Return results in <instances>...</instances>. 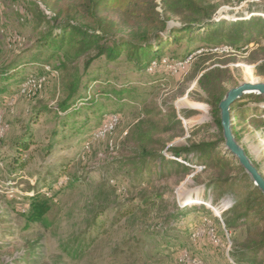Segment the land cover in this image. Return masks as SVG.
<instances>
[{
	"label": "rangeland",
	"instance_id": "1",
	"mask_svg": "<svg viewBox=\"0 0 264 264\" xmlns=\"http://www.w3.org/2000/svg\"><path fill=\"white\" fill-rule=\"evenodd\" d=\"M13 1L0 0V70L11 63L31 64L34 54L29 56L27 52L46 22L40 14H50L45 6L58 11L69 0H35L36 4L31 0ZM215 1L225 3L218 17L232 21L239 16L249 17L248 4L258 2ZM20 6L27 10L29 21L18 20ZM257 6L264 10V0ZM106 16L117 21L116 14ZM179 23L171 20L168 26L178 28ZM132 28L127 25L117 29V33L127 35ZM256 43L212 52L198 49L197 41L189 46L183 43L167 51L160 65L152 64L151 69L141 73H131V66L123 60L110 65V72L100 73L99 81L127 88L120 103L100 101L104 111L115 119L113 129L96 136L104 121L94 131L91 130L96 124L91 121L75 137L66 133V145L55 147L56 151L44 161L41 144H47L44 137L57 121L54 115L41 117L37 123L32 119L37 109L54 107L62 98V74L42 77L35 87H26L25 82L0 93V264H233L232 251L238 248L244 228L228 231L221 218V212L230 208L227 203L236 198L226 188L214 189L213 180L220 172L195 164V152L188 156L192 162L189 172L176 174L158 163L157 172L161 175L146 179L145 172L143 181H138L139 173L130 163L144 153L174 160V150L197 145H212L216 153L223 155L226 150L221 142L222 132L214 125L206 95L197 80L200 70L222 66L228 68L231 76L224 85L225 91L245 82L264 83L256 75V64L251 63ZM181 58H189V63L177 69ZM171 59L174 62L168 63ZM102 64V59L95 61L88 72L99 70ZM48 65L54 69L57 62L53 59ZM83 65L80 60L72 67L80 77ZM25 68L19 69L25 76L43 74L38 67ZM248 96L235 103L232 127L236 142L264 178V133L249 121L259 114L255 108L263 111L264 104L255 105ZM240 111H248V115L236 117ZM28 125L32 126L35 143L23 158L30 155L33 160L23 170L11 173L13 142ZM225 156L235 160L228 153ZM65 161L67 175L59 184L68 183L67 187L52 188L49 194L54 199L45 222L28 225L23 197L31 188H37L36 180L45 176L50 165L58 167ZM228 174L241 177L235 171ZM247 189L248 182L241 179L237 191L244 193ZM185 206L196 209L179 221L172 220V214ZM129 209L134 210V215L119 220V213ZM94 224L99 225L98 231H93Z\"/></svg>",
	"mask_w": 264,
	"mask_h": 264
},
{
	"label": "trees",
	"instance_id": "2",
	"mask_svg": "<svg viewBox=\"0 0 264 264\" xmlns=\"http://www.w3.org/2000/svg\"><path fill=\"white\" fill-rule=\"evenodd\" d=\"M13 2L17 3L16 0ZM258 2L248 4L249 17L239 16L234 21L218 17L219 9L225 3L215 0H69L60 10L54 12L45 6L50 14H40L46 22L32 48L27 52L29 56L34 54L31 64L11 63L0 70V93L8 92L14 84H19L20 87L29 78L41 79L58 72L62 74V98L54 107L37 109L32 119L37 123L41 117L54 115L57 121L51 133L44 137L47 144H41V159L44 161L56 151L55 147L66 145V133H69L71 138L75 137L91 121L96 124L91 130L94 131L106 120L110 114L104 111L101 100L118 103L123 101L120 97L124 90H127L125 86L99 81L100 73L108 74L109 66L122 60L131 66V73H141L150 69L153 63L160 65L161 58L167 51L178 48L183 43L189 46L193 41H197L198 49L212 52L223 47L242 49L256 41L257 48L252 51L255 56L251 63L256 64V75L264 79V16L251 14H264V10L257 6ZM31 3L36 4L35 0H31ZM21 8L23 7L17 8L18 20L29 21L27 10ZM108 13L116 14L117 21L110 20L106 16ZM171 20L179 21L180 27L170 29L168 23ZM127 25L133 27L127 35L117 33V29ZM53 59L57 62L54 69L48 65ZM101 59L103 64L99 70L89 73L91 65ZM80 60L84 64L82 77L74 73L75 68H72L73 64ZM179 60L184 61L182 58ZM171 62L174 60H168V63ZM27 65L40 68L43 74L25 76L22 71L26 70ZM20 68L22 71H19ZM201 71L197 85L206 95L205 102L211 109L215 127L221 131L217 107L227 92L224 85L230 80V71L222 66H213ZM83 77L86 78L85 81L82 80ZM90 82L92 84L89 85ZM248 97L254 99L255 105L264 104V98L261 96ZM234 106L235 104L232 114L235 111ZM255 112L259 114L253 115L249 121L258 125L264 133V110L255 108ZM247 115L248 111H240L236 117ZM31 127L26 126L23 135L13 142L9 156L11 173L23 170L33 160L30 155L23 158L35 143ZM232 133L234 136L233 127ZM85 141L81 142V145H84ZM194 152L198 155L195 156V164H203L204 168L209 167L220 172V176L213 180L214 189L226 188L236 198L227 203V206H230L227 212H221V218H224L228 231L244 228V236L238 243V248L232 251V257L235 258L233 264H264V196L253 186L237 161L225 156V151L221 155L215 152L212 145H197L189 149L174 150V160L144 153L134 162H127H131L135 172L139 173L138 181H143L145 172L146 179L161 175L157 172L158 163L169 167L176 174L189 172L192 162L188 156ZM66 163L61 162L58 167L50 165L45 176L36 180L37 188H31L23 197L24 218L28 225L45 222L54 199V195L49 194L52 188L57 187L60 190L67 187L68 183L59 184L67 175ZM230 171L238 172L241 177L230 176ZM241 179L248 182V189L244 193L237 191ZM195 209L196 206H185L172 214V220L179 221ZM132 215L134 210L131 209L120 212L119 220ZM93 227V231H98L99 225L94 224ZM78 249L80 251L82 247Z\"/></svg>",
	"mask_w": 264,
	"mask_h": 264
},
{
	"label": "water",
	"instance_id": "3",
	"mask_svg": "<svg viewBox=\"0 0 264 264\" xmlns=\"http://www.w3.org/2000/svg\"><path fill=\"white\" fill-rule=\"evenodd\" d=\"M256 95L264 98V83L245 82L228 90L218 104L220 127L224 140V148L250 178L253 186L264 196V178L251 163L244 150L236 142L232 133V108L244 96Z\"/></svg>",
	"mask_w": 264,
	"mask_h": 264
},
{
	"label": "built area",
	"instance_id": "4",
	"mask_svg": "<svg viewBox=\"0 0 264 264\" xmlns=\"http://www.w3.org/2000/svg\"><path fill=\"white\" fill-rule=\"evenodd\" d=\"M261 16H262V14H261ZM167 62H165V64H166ZM189 63V58H187L186 60H184L183 62H180L179 64H176V66H175V68L177 67V69H178V67H184L185 65H187ZM153 64H155V63H153ZM150 69H151V67H150ZM41 79H34V78H29L27 81H26V87H29V86H33V87H35L36 86V84H38L39 83V81H40ZM115 119H114V117H107L106 118V120H104V122L102 123V125L100 126V128L95 132V135L96 136H103L104 134H106L107 132H109V131H111L112 129H113V127H114V125H115ZM1 124V123H0ZM2 132H3V128L0 126V134H2ZM179 161H181V160H179Z\"/></svg>",
	"mask_w": 264,
	"mask_h": 264
}]
</instances>
